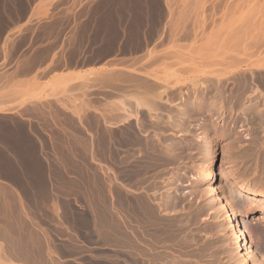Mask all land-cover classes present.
<instances>
[{"label": "rangeland", "instance_id": "1", "mask_svg": "<svg viewBox=\"0 0 264 264\" xmlns=\"http://www.w3.org/2000/svg\"><path fill=\"white\" fill-rule=\"evenodd\" d=\"M105 14H112L114 18L104 17ZM136 18L140 21L137 22ZM202 19L204 25L201 23ZM195 20L200 23V27L202 25V29L197 23L195 24ZM22 23L29 24L28 30H24L26 26L21 25ZM140 23L142 27L139 26ZM194 25L197 28L193 27ZM44 27L49 30L50 37L44 40L35 39L38 29ZM217 29L222 32L215 34ZM134 31L137 32L136 36L133 34ZM213 33L214 36L219 34L214 39L220 37L219 41H216L219 45L223 43L225 45L227 41L225 46L229 45V49L239 46L236 50L238 49V56L242 54L239 56L242 58L239 59L242 64L239 61L240 64H235L236 67L232 63L230 64L233 66L227 63L230 68L227 69L226 66V70L224 69L226 63L222 67L206 65V71L212 72L215 69L217 74H224L227 71L226 76L248 72L247 75L252 73L250 75L255 77V80L258 75L264 73V0H0V71L8 66L11 67L7 70L12 67L17 68L14 79L11 76L2 78L0 75V96L3 88H32L33 93L23 95L18 103H28V107L36 108L31 111L14 110L13 105L6 106L0 103V118H34L41 124L38 130L42 133L43 139L48 136L51 124H61L67 132L61 149L84 153V158L77 160V163L70 158L64 160L69 181L63 186L68 192L62 198L68 206L18 207L11 201L0 200V233L5 236L0 238V247H2L0 252L3 253V255L0 253L1 264H240L239 248L231 233L228 217L224 218L226 215L224 213L220 219L217 218L216 213L211 212L209 194L213 187H220L223 201L231 197L233 201L230 202L239 215L242 212L250 214L246 218V226L249 229L247 242L252 248L250 254L255 261L254 264H264L258 261L259 258L256 256L258 246L259 249L264 246V201L254 202L234 187V181H238L251 191L264 195V124H262L264 120L249 121L250 118H246L247 120L244 121V117L241 118L239 112L234 110L235 112L229 113L227 109L222 114L213 110L218 115L214 113H206L205 116L201 113L192 115L193 117L186 122V131L181 129L182 132L179 130L178 133H176L177 129L165 128L166 125L160 126L163 124L154 122L151 125H155L153 128L148 125L147 130L144 127L142 131L143 134H148V137L144 134L146 136L144 138L141 131L139 132L141 140L148 141L150 138L149 143L143 145L139 141L136 142L137 145L129 146L128 150V147L124 149L113 140L115 138L112 134L119 130V124L116 130L114 129L116 124L113 127L100 121L101 126L94 122L97 121V118L94 119L95 115H98L95 110L115 102L117 99L115 95L118 93L119 97L122 93H129V90L139 84H141L139 88L144 87L145 81L151 83V86L159 92L163 89L168 90L166 97L171 96L172 93L176 94L172 88L177 89L179 83H174V78H170L172 80H168L169 83L161 82L162 80L158 78L159 76L163 78L165 73L162 66L164 59L168 61L165 64L170 65L166 72L172 70L171 72L180 74L186 81L180 84L178 92L188 91L186 86L188 80L208 77L193 73L191 68L186 70V67H182L184 68L182 70L180 65L174 62L176 57L178 58L174 54L176 50H184L185 55L182 53L184 59L194 57L195 55L190 53L193 42L191 40L196 38L197 43L194 42L198 45L206 38L210 39ZM26 34H31V39H24ZM234 35L237 36L238 43H235ZM231 39L234 40L231 42ZM211 40L214 41L212 37ZM228 40L234 43L230 44ZM43 42L46 45L40 46ZM217 43L214 41L216 47L219 46ZM214 44L209 46L211 48H204L205 53L217 54L211 50L212 46L215 47ZM229 49L227 52L234 54ZM150 52L155 53L149 55ZM227 58L231 59L229 56ZM227 58H224L225 61H228ZM26 59H31L33 62H24ZM59 59L64 60L61 65L65 68L61 70L62 72L54 74L49 80L41 81L43 77L39 76L38 68L49 60L53 63ZM243 59L246 62L242 61ZM76 60L78 62H75ZM256 60L258 63L260 60L263 63L254 67L253 62L257 63ZM249 63L252 66H248ZM99 76L103 79L110 76L108 77L110 79L102 82ZM255 80L252 82L254 86L252 83L251 86L255 89L259 87L258 89L261 90L262 85L258 86V80ZM117 83L118 90L121 87L123 90L126 89V92L123 90L118 92ZM72 84L77 93H72L73 87L70 86ZM46 88H51L54 92L61 89L62 93H66L64 95L66 100H58L62 107H65L66 103H80L85 108L50 110L49 105L42 104L45 97L38 94ZM92 88L98 90L99 98L93 100L88 98L90 93L87 92ZM173 98L172 103H177L178 96ZM70 124H77L82 130V135L77 136V142L73 141L75 137L70 133ZM97 125L100 126L99 129ZM160 127H163L162 130ZM102 130L103 132L105 130L104 135L103 132L101 133ZM107 130H114L109 132L113 139H110ZM159 130L162 134H166H160ZM155 135L156 138L159 137L158 141L154 138ZM105 141L110 142V147L107 149L103 146ZM168 142L172 145H167ZM162 144L165 147H162ZM115 145L117 146L112 147ZM102 146L104 149H101ZM154 146L156 147L153 148ZM149 148H152L154 153ZM40 149L49 148L41 142ZM109 150L111 153L117 150L116 155H111ZM121 150L124 152L122 153ZM137 151L141 153L138 154ZM169 152L172 158H169L171 157ZM132 155L134 158L138 157L134 159ZM115 157L116 163L119 162L118 165L113 161ZM124 158L127 159L129 168L125 161L122 162ZM139 158L145 162L139 163ZM146 158H149V161ZM150 159L155 163L152 164ZM142 164L145 166L142 167ZM1 170L2 167L0 172ZM210 171L213 172V179L208 174ZM229 172L233 173V177ZM75 173L82 176V182L80 179L76 183L70 181ZM121 192L125 193L124 196ZM118 195L121 197L118 198ZM11 203L15 207H9ZM115 218L118 224L121 222L120 225L123 226L116 227L118 224ZM111 223H114V227ZM136 226H139L138 229ZM113 228L115 230L117 228V232L120 231L117 239H114ZM4 230L8 234L12 232L10 234L12 239ZM15 235L18 240L13 238ZM3 240L5 244L1 242ZM6 241H9L8 245ZM14 243L19 245L20 250L17 251ZM6 252L14 253L8 255ZM14 255L23 257L16 259ZM9 257L12 259L9 260Z\"/></svg>", "mask_w": 264, "mask_h": 264}, {"label": "bare ground", "instance_id": "2", "mask_svg": "<svg viewBox=\"0 0 264 264\" xmlns=\"http://www.w3.org/2000/svg\"><path fill=\"white\" fill-rule=\"evenodd\" d=\"M148 4V3H147ZM149 5V4H148ZM193 5V4H192ZM144 12V11H143ZM162 14V13H161ZM106 15V14H105ZM104 15V17H110V19H112V18H114V15H112V14H108V15H106L105 16ZM137 16V15H136ZM135 16V17H136ZM141 16V15H140ZM140 16H139V18H140ZM102 17V16H101ZM104 17H102V18H104ZM116 18V17H115ZM138 18V19H139ZM137 19V18H136ZM138 19L136 20L137 22H139L138 21ZM140 19H143V18H140ZM198 20V19H197ZM142 21V20H141ZM203 19H202V22L201 23H203ZM134 22H135V19H134ZM133 22V23H134ZM136 22V23H137ZM143 22H144V20H143ZM197 23V21L195 20V24ZM141 24L142 23H140V25L139 26H141ZM144 24V23H143ZM198 24V25H197ZM196 25L198 26V27H200L199 26V24L200 23H197ZM116 25V24H115ZM134 25H135V23H134ZM196 25H194L193 27H195ZM202 25H204V23L202 24ZM202 25H201V27H202ZM137 27H138V24L136 25ZM155 26V25H154ZM197 26H196V28H197ZM135 27V26H134ZM142 27V26H141ZM200 27V28H201ZM136 28V27H135ZM137 29V28H136ZM202 29V28H201ZM219 29H222V28H219ZM153 30V29H152ZM193 31H197L196 29L194 30V29H192ZM200 29L198 28V31H199ZM216 32H215V34L218 32H222V30H220V31H218V29L217 30H215ZM120 33V32H119ZM175 33V32H174ZM194 33V32H193ZM134 36H136L137 35V32L136 31H134ZM196 34H197V32H196ZM195 35V34H194ZM193 35V36H194ZM218 35L219 34H217V35H215V36H217L218 37ZM221 35V34H220ZM172 36V35H171ZM198 36V35H197ZM197 36H194V37H197ZM215 36H214V33H213V36H211L212 37V39L214 40L215 39ZM234 36H236V35H234ZM211 37H210V39H207L206 38V40L203 42V43H198V45H196L195 44V42L197 41L196 40V38L194 39V40H191V41H195L194 43L192 42V44H191V46H190V48H192L191 49V54L193 53V55H195L194 57H191L190 59H184L183 58V54H184V50L182 49V46H181V44H180V48L183 50V51H181V50H176V52H175V54L172 52V50H171V52H172V55L174 54V55H177L178 56V58L176 57V60L174 61V62H176V64L179 66V67H186L185 69L187 70V69H190L191 68V70L193 71V73L195 72V74L197 73L198 75L200 74V75H208V77H201V79H191V80H188L187 81V87H188V91L186 92V91H184V92H181V91H177L178 89H180V84L182 85V83H184V82H186V81H184L183 79H182V77L180 76V74H177L176 72H166L167 71V68H168V66H170V65H166L165 64V62H168V61H165V59H164V61H163V63H162V66H163V71L165 72V73H163V75H161V76H163V78H161L160 76L158 77L159 78V80L161 79L162 81L161 82H168L169 83V81L168 80H172V79H170V78H174V80H173V82L175 83H179V87L177 88V89H174V88H176V87H174V88H172V91H176L175 93L176 94H171V96H168V97H166V94L168 95V93H167V91H166V89H163L162 91H160L159 92V90H157L156 88H153L154 86H151V83H147V81H145L146 83L144 84L143 82V84L145 85H143L144 87H142V88H139V86L141 85V84H139V85H137V87L139 88V89H137V87L136 88H133V89H131V90H129L128 92L129 93H127L125 90H123L121 87L119 88V90H123V92L125 91L126 93H122V94H120V96L118 97V95H119V93L117 94V95H115V97L117 98L116 100H115V102L113 101L112 103H110V104H106V105H103V107H101V108H99V109H97V110H95L96 111V113L98 114V115H95V118L94 119H96L97 121H94L95 123L97 122V124L98 125H101L100 123L102 122V124L104 123H107V125H115L116 127H114V129H116L117 130V128H118V126L120 127L119 128V130L118 131H115V134L113 133L112 135H114L113 136V138H115V139H113L112 138V136H111V134L109 133L110 131H108V133L110 134V136H111V138L110 139H113L114 141H117L118 143H119V146L120 145H122L123 146V148L125 149V147L127 148V150L128 149H130L129 148V146L130 147H132V145L133 144H136V142L137 143H139V141L143 144V145H145V143H147L148 141H150V138H148L149 140L147 141L146 139L145 140H141V138L139 137L140 136V131H141V133H142V131L145 129L144 127H146V130H147V126L149 125V126H151V125H153L154 124V122L155 123H161V124H163V125H160V126H165V128L167 127V128H170V129H177V132L176 133H178V131L179 130H181V129H186L185 127L187 126L186 125V122L189 120V118H192L194 115L196 116V115H198V114H202V116H205L206 115V113H208V114H211V113H214L213 112V110L215 111V112H217L218 114H222L225 110H227L228 109V111H229V113L230 112H233L234 110L236 111V112H239V115L241 116V118L242 117H244V121H246L248 118H250V119H248L249 121L252 119V120H254L255 121V119L256 120H259V121H262V120H264V73H262L260 76L258 75V74H256L255 73V75H258L257 76V80H255V77L253 78V77H251V75H252V73H250L249 75H247V73L246 74H238V75H234V76H232L233 74H230V75H228V76H226V73H227V71H226V73H224V74H217L214 70V72L212 71V72H209V70L208 71H206V65H207V67H209V66H224V64L226 63V65L224 66V69L226 70V66H227V69H228V67L230 66V65H234V66H236L237 67V65H235V64H237V63H239V59H242V58H239V56H241V55H239L238 56V49L236 50V48H239V46L237 45V44H235V45H237L238 47H233V48H235V49H229V45H227V46H225L227 43L225 42V45H224V43L221 45H219L216 41L218 40L219 41V39H220V37L219 38H217L216 40H214L215 41V43H217L219 46H217L216 47V44H214V41H212L211 40ZM256 37V36H255ZM113 39V38H112ZM235 39H236V41H235V43L237 42L238 43V38H237V36L235 37ZM211 40V41H210ZM232 40H234V39H231L230 41L232 42ZM229 41V40H228ZM230 41H229V43H230ZM108 43V42H107ZM197 43V42H196ZM234 43V42H233ZM233 43H230V44H233ZM109 44V43H108ZM175 44H177V43H175ZM214 44V48H213V46H212V51L213 52H217V54H209V52L208 53H205V51H204V48H211V47H209V46H211V45H213ZM143 45V44H142ZM141 46V45H140ZM178 47H179V43H178V45H177ZM234 46V45H233ZM106 47H108V46H106ZM105 47V48H106ZM173 47H175L174 45H173ZM177 47V48H178ZM104 48V49H105ZM109 48H111V47H109ZM179 48V49H180ZM231 48H232V46H231ZM228 49L229 50H231V52H233L234 54H229L227 51H228ZM241 49V48H240ZM245 49V48H244ZM190 50V49H189ZM246 50V49H245ZM248 50V49H247ZM241 51V50H240ZM178 52V53H177ZM180 52V53H179ZM241 52H243V51H241ZM240 52V53H241ZM245 52V51H244ZM153 53H155V52H150L149 53V55L150 54H153ZM177 53V54H176ZM183 53V54H182ZM226 53H228L227 55H226ZM206 54V55H205ZM154 55V54H153ZM152 55V56H153ZM185 55V54H184ZM226 55V57H224ZM231 55V56H230ZM232 55H235V56H237V58H234V57H232ZM151 56V57H152ZM231 57V59L229 60V58H227V57ZM187 57V56H186ZM213 57H215L214 59H212ZM155 58V57H154ZM165 58V57H164ZM227 58L228 59V61H225V59ZM167 60V59H166ZM261 60H263V59H261ZM259 61L260 63L262 62V61ZM122 61V60H121ZM242 61H245V59H243ZM257 61V60H256ZM171 62V61H170ZM241 62V61H240ZM246 62V61H245ZM227 63H228V65H227ZM230 63H232V64H230ZM252 63V62H251ZM251 63H249V65L248 66H252L251 65ZM253 63H255V64H253ZM252 64H253V66L254 65H258L259 66V64L260 63H258V61H257V63L254 61ZM263 63V62H262ZM161 64V63H160ZM240 64V63H239ZM241 64H242V62H241ZM244 64V63H243ZM132 65V64H131ZM232 65V66H233ZM167 66V67H166ZM239 66V65H238ZM256 66H254V67H256ZM264 67V66H263ZM169 68H171V67H169ZM184 68H182V70H184ZM230 68V67H229ZM261 68V67H260ZM117 69V68H116ZM148 70V69H147ZM173 71H174V69H173ZM180 71V70H179ZM229 71H230V69H229ZM259 72V71H258ZM123 73V72H122ZM151 73H153V72H151ZM219 73V72H218ZM148 74H150V73H148ZM236 74V73H235ZM260 74V73H259ZM106 75V74H105ZM147 75V74H146ZM152 75V74H151ZM254 74H253V76H255ZM117 76V75H116ZM116 76H114V78L116 77ZM154 76V75H153ZM152 76V78H154L155 79V77H153ZM104 77V76H103ZM108 77H110V76H108ZM107 76H106V79L104 78H101V76H99V78L100 79H102V82H103V80L105 81H108L110 78H108ZM113 77V76H112ZM117 77H119V78H121L120 76H117ZM123 77V76H122ZM133 77V76H132ZM118 78V79H119ZM126 78V77H125ZM118 79H117V81H118ZM119 80H121V79H119ZM142 80H144V79H142ZM155 80H157V79H155ZM187 80V79H186ZM254 80L255 81H257V82H259L258 83V86L259 85H262L261 86V90H259L258 88L257 89H255V87H253L254 86V84L252 83V82H254ZM116 80H114V82H115ZM101 82V83H102ZM122 82V81H121ZM139 82H141V81H138V83ZM153 82V81H152ZM160 82V81H159ZM119 83V82H118ZM118 83H117V90H118ZM165 83V84H166ZM251 83L253 84V86H251ZM153 84V83H152ZM156 84V83H155ZM186 84V83H185ZM109 85V84H108ZM167 85V84H166ZM174 85V84H173ZM257 85V84H256ZM255 85V86H256ZM105 86V85H104ZM119 86H121L120 85V83H119ZM156 86V85H155ZM175 86V85H174ZM106 87V86H105ZM114 87H116V85H114ZM171 87H173V86H171ZM183 87V86H182ZM28 89V88H27ZM31 89V88H30ZM29 89V90H30ZM59 89V88H58ZM115 89L116 88H114V91H115ZM130 89V88H129ZM153 89H156L155 91L153 90ZM57 90V89H56ZM60 90V89H59ZM109 90V89H108ZM119 90H118V92H119ZM128 90V89H127ZM13 91H15V90H13ZM19 91V90H18ZM115 92H117V91H115ZM169 92V91H168ZM171 92V91H170ZM14 94V93H13ZM18 95H19V93H17ZM2 95V94H1ZM4 95H7V93L5 94V92H3V97H4ZM16 95V94H15ZM21 95V94H20ZM169 95H170V93H169ZM8 96L9 95H7V99H8ZM163 96H165V98L163 97ZM177 97L178 96V98H179V102L177 101V103H172V100L174 99L173 97ZM2 96H0V103H1V101H2V99H4L5 100V98H3ZM9 97H11V96H9ZM12 97H13V95H12ZM11 97V98H12ZM115 99V98H114ZM5 102V101H4ZM234 111V112H235ZM226 113H228L227 111H226ZM159 114H161L162 116H160ZM215 114V113H214ZM218 114H215V115H218ZM232 114V113H231ZM235 114V113H234ZM82 115V114H81ZM167 115V117L165 118V116ZM193 115V116H192ZM227 115H229V114H227ZM212 116V115H211ZM210 116V117H211ZM230 116V115H229ZM198 117V116H197ZM199 117H200V115H199ZM198 117V118H199ZM227 117V116H226ZM231 117V116H230ZM196 118V117H195ZM207 118V117H206ZM218 118V117H217ZM229 118V117H228ZM247 118V119H246ZM1 119V118H0ZM14 119V118H13ZM18 119V118H17ZM216 119V118H215ZM233 119V118H232ZM231 119V120H232ZM240 119V118H239ZM239 119H237V120H239ZM246 119V120H245ZM202 120V119H201ZM227 120H229V119H227ZM234 120V119H233ZM15 121V120H14ZM14 121H11V122H14ZM101 121V122H100ZM206 121V120H205ZM258 121V122H259ZM17 121H15V123H16ZM210 122V121H209ZM229 122H230V120H229ZM235 122V121H234ZM257 122V121H256ZM263 122V121H262ZM262 122H260V123H262ZM227 123H228V121H227ZM236 123V122H235ZM5 124V123H4ZM7 124H9V123H7ZM19 124V123H18ZM119 124V125H118ZM213 124V123H212ZM214 124H215V122H214ZM220 124V123H219ZM256 124V123H255ZM257 124H259V123H257ZM262 124H264V122L262 123ZM261 124V125H262ZM11 125V124H10ZM13 125V124H12ZM20 125H22V123L20 124ZM97 125V126H98ZM106 125V126H107ZM118 125V126H117ZM157 125V124H156ZM260 125V126H261ZM102 126V125H101ZM155 126V125H154ZM154 126H151L152 128L154 127ZM159 126V125H158ZM208 126V125H207ZM227 126V125H226ZM259 126V127H260ZM150 127V128H151ZM224 127V126H223ZM21 128V127H20ZM19 128V129H20ZM100 128V126H98V129ZM156 128V127H155ZM162 128L163 127H160V129L162 130ZM188 128V127H187ZM206 128V127H205ZM226 128V127H225ZM224 128V129H225ZM2 128H0V130H1ZM24 129V128H23ZM102 129V128H101ZM149 129V128H148ZM13 130V129H12ZM18 130V129H17ZM150 130V129H149ZM168 130V129H167ZM166 130V131H167ZM205 130V129H204ZM209 130V129H208ZM221 130V129H220ZM19 131V130H18ZM21 131H23V130H21ZM97 131H99V130H97ZM114 131V130H113ZM113 131H111V132H113ZM152 131V130H151ZM156 132H157V130H155ZM160 131V130H159ZM165 131V132H166ZM186 131V130H185ZM12 132V131H11ZM103 132V130L101 131V133ZM104 132H105V130H104ZM104 132H103V135H104ZM144 132H147V131H144ZM150 132V131H149ZM161 132V131H160ZM164 132V133H165ZM169 132H170V130H169ZM181 132H182V130H181ZM187 132H188V130H187ZM17 133V132H16ZM25 133H26V131H25ZM96 133V132H95ZM148 133V132H147ZM1 134V133H0ZM145 135H146V133H144ZM143 133H142V135H143V137L145 136ZM153 134H155V133H153ZM159 134V133H158ZM160 134H162V132L160 133ZM159 134V135H160ZM166 134V133H165ZM165 134H162V135H165ZM168 134V133H167ZM207 134V132L205 131V135ZM214 134V133H213ZM7 135H9V134H7ZM16 135V134H15ZM14 135V136H15ZM141 135V136H142ZM148 135V134H147ZM146 135V136H147ZM156 135H157V133H156ZM156 135H155V137L154 138H156ZM21 137H22V135H20ZM145 136V137H146ZM153 136V135H152ZM161 136V135H160ZM167 136V135H166ZM165 136V137H166ZM204 136V135H203ZM6 137V136H5ZM4 137V138H5ZM17 137H18V135H17ZM17 137H15V138H17ZM144 137V138H145ZM148 137V136H147ZM150 137V136H149ZM8 138H9V136H8ZM157 138H159V137H157ZM157 138H156V140H157ZM161 138V137H160ZM163 138V137H162ZM161 138V139H162ZM170 138V137H169ZM207 138V137H206ZM106 139V138H105ZM110 139H109V141H110ZM167 139H168V137H167ZM205 139V138H204ZM16 140H18V139H16ZM107 140V139H106ZM113 140H111V141H113ZM153 140V139H152ZM152 140H151V142H152ZM171 140V139H170ZM172 140H175V139H172ZM11 141V140H10ZM19 141H20V139H19ZM108 141V140H107ZM158 141V140H157ZM159 141H161V140H159ZM163 142H164V140H163ZM162 142V143H163ZM4 143V142H3ZM12 143V142H11ZM15 143V142H14ZM101 143V142H100ZM99 143V144H100ZM109 143L110 142H104L103 144V146L105 147V149H107V148H109L110 147V145H109ZM115 143V142H114ZM114 143H111V144H114ZM149 143V142H148ZM171 143H172V141H171ZM171 143H169L168 142V144L167 145H169V144H171ZM175 143H177V141H175ZM98 144V143H97ZM153 144H155V141H154V143ZM152 144V145H153ZM159 144V143H158ZM158 144H156V145H158ZM164 144H165V142H164ZM164 144H162V147H165L164 146ZM174 144V143H173ZM260 144V143H259ZM258 144V145H259ZM262 144V143H261ZM9 145V144H8ZM12 145V144H11ZM137 145V144H136ZM141 145V144H140ZM139 144H138V146H140ZM147 145V144H146ZM149 145V144H148ZM152 145H150V146H152ZM167 145H166V149L168 148L167 147ZM172 145V144H171ZM177 145V144H176ZM103 146L101 147V149L103 148ZM117 145H115V146H112V147H116ZM135 146V145H134ZM133 146V148H135ZM257 146V145H256ZM255 146V147H256ZM141 147H142V145H141ZM156 146H154L153 148H155ZM197 147V146H196ZM93 148V147H92ZM145 148H147V147H145ZM144 148V149H145ZM158 148V147H157ZM156 148V149H157ZM170 148H171V146H170ZM204 148V147H203ZM104 149V148H103ZM112 149V148H111ZM121 149V148H120ZM124 149H122V150H124ZM139 149H140V147H139ZM150 149V148H149ZM149 149H148V151H149ZM165 149V148H164ZM175 149H176V147H175ZM256 149V148H255ZM118 150H119V148H118ZM121 150V151H122ZM135 150V149H134ZM142 150V149H141ZM150 150H152V148L150 149ZM158 150V149H157ZM157 150H155V151H157ZM171 150H173V149H171ZM196 150V149H195ZM97 151V150H96ZM103 151V150H102ZM110 151V150H109ZM133 151V150H132ZM147 151V150H146ZM105 152H106V150H105ZM116 153H117V150L115 151ZM115 152H112L111 153V151H110V153H111V155H113V156H115L116 155V153ZM124 151H122V153H123ZM129 152H130V150H129ZM136 152V151H135ZM138 152V151H137ZM166 152V151H165ZM168 152V151H167ZM166 152V153H167ZM256 152V151H255ZM92 153V152H91ZM100 153V152H99ZM109 153V152H108ZM120 153V152H119ZM141 153V151H139L138 152V154H140ZM143 153H144V151H143ZM152 153H154V150H152ZM156 153V152H155ZM101 154H102V152H101ZM126 154H128V151H127V153ZM132 154H134V152L132 153ZM137 154V153H136ZM137 154V155H138ZM146 154V153H145ZM144 154V155H145ZM158 154V153H157ZM156 154V156L158 157L159 155H157ZM162 154V153H161ZM169 154V156H171L170 154V152L168 153ZM172 154H174V153H172ZM103 155H105V154H103ZM102 155V156H103ZM106 155H107V152H106ZM120 155V154H119ZM122 155V154H121ZM151 155V154H150ZM175 155V154H174ZM110 156V155H109ZM118 156V155H117ZM116 156V157H117ZM127 156V155H126ZM146 156V155H145ZM144 156V157H145ZM165 156H167V155H165ZM168 156V157H169ZM103 157H105V156H103ZM116 157H115V159H113V158H111V159H113V161L115 162V164H117L116 163ZM119 157V156H118ZM121 157V156H120ZM119 157V158H120ZM129 157H131V156H129ZM132 157H133V155H132ZM138 157V156H137ZM136 157V158H137ZM139 157H140V155H139ZM142 157V156H141ZM147 157V156H146ZM149 157V156H148ZM151 157V156H150ZM154 157V156H153ZM173 157H175V156H173ZM75 158V157H74ZM110 158V157H109ZM118 158V159H119ZM126 158V157H125ZM125 158H124V160L122 161V159H121V161L122 162H126V160H125ZM134 158V157H133ZM136 158H134V159H136ZM159 158V157H158ZM161 158V157H160ZM163 158V157H162ZM167 158V157H166ZM165 158V159H166ZM169 158H172V156L171 157H169ZM140 159V158H139ZM142 159H143V157H142ZM142 159H140V161H139V163L140 162H142L141 160ZM145 159V158H144ZM146 159H148V161H149V158H146ZM154 159V158H153ZM153 159H150V162H151V160H153ZM129 160H131V158H129ZM156 160V159H155ZM161 160V159H160ZM164 159H162V161H163ZM2 161V160H1ZM0 161V162H1ZM118 161H120V160H118ZM132 161H133V159H132ZM138 161V160H137ZM148 161H146V162H148ZM154 161V160H153ZM158 161V160H157ZM165 161V160H164ZM168 161V160H167ZM172 161V160H171ZM113 162V163H114ZM124 162V163H125ZM134 162H136V160L134 161ZM143 162H145V161H143ZM142 162V163H143ZM166 162V161H165ZM170 162V161H169ZM127 163H128V161L126 162V165H127ZM152 163V162H151ZM155 163V162H154ZM154 163H152V164H154ZM11 164V163H10ZM114 164V165H115ZM118 164H119V162H118ZM117 164V165H118ZM123 164V163H122ZM132 164H134V165H137V164H135V163H132ZM147 164V163H146ZM151 164V165H152ZM160 164V163H159ZM162 164V163H161ZM163 164H164V162H163ZM8 166H9V164H7ZM120 165H121V163H120ZM124 165V164H123ZM129 165H130V163H129ZM133 165V166H134ZM6 166V165H5ZM128 166V165H127ZM145 166V165H144ZM143 166V164H142V167H144ZM155 166V165H154ZM7 167V166H6ZM122 167V166H121ZM126 167V166H125ZM124 167V168H125ZM130 166H128L127 168H129ZM137 167V166H136ZM135 167V168H136ZM164 167V166H163ZM10 168V167H9ZM133 168V167H132ZM6 169V168H5ZM124 170H126V169H124ZM212 171V170H211ZM211 171L208 173V174H210L211 175V179H213V172L211 173ZM230 173V172H229ZM230 176H232L233 177V173H230L229 174ZM113 185V184H112ZM234 187L236 188V190L237 191H239V192H241L242 194H244V195H246L249 199H251V200H253L254 202H262V201H264V195L263 194H261V193H256V192H253V191H251L248 187H246L243 183H241V182H238V181H234ZM212 188V187H211ZM211 191H210V194H209V196H210V202H211V212H213L214 214L216 213V215L218 216L217 218H220L221 219V217L223 216V214L225 213L226 215H224V218H225V216H227L228 217V222H229V225H230V228L232 229V234L234 235V238H235V240H236V244L238 245V251H239V255H238V257L240 258V264H254L253 263V258H252V256H251V254H250V252H252V248H251V245L250 244H248V242H247V236H248V233H249V229L247 228V226H246V218H247V216L249 217V213H243L242 212V214L241 215H239L236 211L237 210H235V208H234V205H232L231 204V202H230V200L231 201H233L232 199H231V197H229L230 199H228L227 201H223V199L224 198H222V191H221V189H220V187H213L212 189H210ZM238 192V193H239ZM121 194H122V192H121ZM120 194V195H121ZM123 194H125L124 192H123ZM122 194V195H123ZM120 195H118V198H119V196ZM7 196V195H6ZM124 196V195H123ZM10 197V196H9ZM121 197V196H120ZM223 197H225V196H223ZM227 197V198H228ZM145 198V197H144ZM226 198V197H225ZM12 199V198H11ZM11 199H9V200H11ZM117 199V198H116ZM123 199V198H122ZM124 200H126V199H124ZM12 201V200H11ZM121 201H123V200H121ZM127 201V200H126ZM106 202V201H105ZM14 203V202H13ZM114 203V202H113ZM112 203V204H113ZM8 204H9V202H8ZM16 204V203H15ZM124 204H125V202H124ZM126 204H127V202H126ZM67 205V204H66ZM161 205V204H160ZM236 205L237 204H235V207H236ZM9 207L10 206H14L15 207V205H13L12 203H11V205H8ZM17 206V205H16ZM68 206V205H67ZM127 206V205H126ZM168 206V205H167ZM19 207V206H18ZM128 207V206H127ZM166 207V206H165ZM12 208V207H11ZM116 208H118V207H116ZM5 209V208H4ZM236 209H237V207H236ZM126 210V209H125ZM10 211V210H9ZM13 211V210H12ZM129 211H131V209H129ZM4 212V211H3ZM14 212V211H13ZM117 212H119V211H116V213ZM128 212V211H127ZM133 213V212H132ZM239 216H240V218H239ZM119 217V216H118ZM114 218V217H113ZM109 219V218H108ZM125 219V218H124ZM115 220H116V218H115ZM148 220V219H147ZM114 221V220H113ZM112 221V222H113ZM117 221V220H116ZM115 221V222H116ZM130 221V220H129ZM144 221H146V220H144ZM149 221V220H148ZM114 222V223H115ZM126 222V221H125ZM133 222V221H132ZM136 222V221H135ZM143 221L141 220V223H142ZM147 222V221H146ZM145 222V223H146ZM89 223V222H88ZM109 223V222H108ZM113 223V224H114ZM117 224H118V221L116 222ZM115 223V224H116ZM127 223V222H126ZM80 224V223H79ZM112 224V223H111ZM110 224V225H111ZM112 224V225H113ZM116 224V225H117ZM121 224V222L116 226V227H118V228H120L119 227V225ZM128 224H130V223H128ZM139 224V223H138ZM6 225V224H5ZM136 225V224H135ZM142 225V224H141ZM120 226H123V225H120ZM143 226V225H142ZM146 226V225H145ZM9 227V226H8ZM112 227H114V225L112 226ZM112 227H111V230H112ZM137 227V226H136ZM139 227V226H138ZM138 227H137V229H138ZM144 227V226H143ZM109 228V227H108ZM260 228V227H259ZM8 229V228H7ZM89 229V228H88ZM114 229V228H113ZM122 229H123V227H122ZM121 229V230H122ZM110 230V229H109ZM110 230V231H111ZM116 230L118 231V229L116 228ZM115 229H114V233H113V236L115 237L114 239H117L118 238V236H119V232H117ZM120 230V229H119ZM140 230V229H139ZM138 230V232H140ZM256 230V229H255ZM5 231V230H4ZM113 231V230H112ZM124 231V230H123ZM122 231V232H123ZM125 231H126V229H125ZM6 232V234H8V232L7 231H5ZM97 232V231H96ZM127 232V231H126ZM12 233V232H11ZM10 233V234H11ZM14 234H15V231L13 232ZM107 233H109V232H107ZM111 233V234H112ZM132 233V232H131ZM136 233V232H135ZM1 234V233H0ZM10 234H8V236H9V238H11V236H10ZM99 234V233H98ZM124 234V233H123ZM129 234H130V232H129ZM109 235V234H108ZM135 235V234H134ZM263 235V234H262ZM7 236V235H6ZM7 236V237H8ZM92 236V235H91ZM132 236V235H131ZM232 236V235H231ZM2 237H4L5 238V236H3V234H1L0 235V238H2ZM6 237V239L8 240V238ZM35 237V236H34ZM45 237V236H44ZM110 237V236H109ZM123 237V236H122ZM260 237V236H259ZM13 238H17L16 237V235H15V237L13 236ZM133 238V237H132ZM261 238V237H260ZM259 238V239H260ZM12 239V238H11ZM121 239V238H120ZM120 239H118V240H120ZM123 239V238H122ZM258 239V238H257ZM262 239V238H261ZM1 240V239H0ZM16 240V239H15ZM17 240H18V238H17ZM17 240H16V242H17ZM112 240H113V238H112ZM134 240V239H133ZM5 240H3V241H1V242H3L4 244H5V242H4ZM121 241V240H120ZM123 241V240H122ZM126 241V240H125ZM136 241V240H135ZM262 241H263V239H262ZM262 241H261V243H262ZM9 242V241H8ZM7 241H6V244L8 243ZM12 242V241H11ZM10 242V243H11ZM15 242V243H16ZM27 242V241H26ZM42 242V241H41ZM127 242V241H126ZM131 242V241H130ZM2 243V244H3ZM14 243V244H15ZM18 243V242H17ZM16 243V244H17ZM113 243V242H112ZM137 245H138V243L137 242H135ZM139 243H140V241H139ZM260 243V244H261ZM1 244V245H2ZM13 244V245H14ZM15 244V245H16ZM114 244H115V240H114ZM114 244H113V246H114ZM118 244V243H117ZM122 244V243H121ZM129 244V243H128ZM8 245V244H7ZM6 245V246H7ZM10 245V244H9ZM262 245V244H261ZM10 246H12V245H10ZM17 246V251H18V249L20 250V248L18 247L19 245H16ZM116 246V245H115ZM118 246H119V244H118ZM134 246V245H133ZM257 246V245H256ZM255 246V247H256ZM5 247V246H4ZM14 247V246H13ZM12 247V248H13ZM264 247V246H263ZM262 247V248H263ZM1 249H2V247H0ZM11 248V249H12ZM15 248V247H14ZM13 248V249H14ZM110 248V247H109ZM261 248V249H262ZM5 249H6V247H5ZM9 249H10V247H9ZM50 249V248H49ZM117 249H119L120 250V248H117ZM116 249V250H117ZM259 249V246H258V249H257V251H256V256H258V258H259V260L258 261H260V262H262V263H264V251H262V250H264V249ZM4 250V249H3ZM7 250V249H6ZM0 251H2V250H0ZM14 251H15V249H14ZM15 252L16 254L18 253V252ZM118 251V250H117ZM138 251H140V250H138ZM5 252V251H4ZM103 252V251H102ZM0 253H2V252H0ZM14 253V252H13ZM13 253H7L6 252V254H8V255H13ZM49 253V252H48ZM15 254V255H16ZM2 255H3V253H2ZM15 255H14V257H15ZM18 255H21V254H18ZM17 255V256H18ZM129 255V254H128ZM1 256V255H0ZM5 256V255H4ZM3 256V260H4V257ZM255 256V257H256ZM6 257H8L7 255H6ZM13 257V256H12ZM13 257V258H14ZM19 257H21V256H18V257H15L16 259L17 258H19ZM23 257V256H22ZM21 257V258H22ZM47 257V256H46ZM10 258V257H9ZM49 258V257H48ZM12 258H10L9 260H11ZM20 259V258H19ZM28 259V258H27ZM256 259H257V257H256ZM128 260V259H127ZM8 261V260H7ZM255 262V261H254ZM23 263V262H22ZM27 263H29V262H27ZM51 263V262H50ZM1 264V263H0ZM98 264V263H97ZM111 264V263H110Z\"/></svg>", "mask_w": 264, "mask_h": 264}, {"label": "crops", "instance_id": "3", "mask_svg": "<svg viewBox=\"0 0 264 264\" xmlns=\"http://www.w3.org/2000/svg\"><path fill=\"white\" fill-rule=\"evenodd\" d=\"M21 25H25L26 28L24 30H28V23H22ZM38 31L35 39L44 40L50 37L47 28H39ZM24 39H31V34L24 35ZM42 45L44 46L46 43H40V46ZM24 62L30 63L33 60L26 59ZM10 70L12 71L10 72ZM10 70L2 72L0 74L1 77L9 78L11 76L14 79L17 68L12 67ZM8 71L10 72L9 74L7 73ZM29 89L3 88L1 91L2 96L3 92H5V94L7 93L11 97L13 95V97L10 98L8 96L7 99V95H4L3 98L5 100L2 99L1 104L6 106L11 104L14 110H36V108L28 107V103H18L23 95L33 93L34 89ZM34 93L36 94V92ZM38 94L45 97L42 104L49 105L48 108L50 110H83L85 108L80 103H66L64 104L65 107H62V104L58 103L60 93L52 91L51 88H46ZM14 120L17 122L15 123ZM21 123L22 125H20ZM0 127L2 128L0 130V161L2 160L0 162V167H2L0 172V200H12L11 202H14L13 204L16 203L15 205L17 206L66 205L62 196L67 194L68 191L63 186L69 180L64 160L70 158L77 163V160L84 158V153L78 150L67 151L61 149L62 144L65 142L64 136L67 134L65 127L61 124H51L47 133L48 136L44 139L42 133L38 130L41 124L34 118H2L0 119ZM70 128L71 135L75 137L73 141L77 142V136L82 135V130L78 128L77 124H70ZM41 142L42 145L48 146L49 149H40ZM79 179L81 182L83 181L82 176L75 173L71 176L70 181L76 183ZM45 200H49V202H43Z\"/></svg>", "mask_w": 264, "mask_h": 264}, {"label": "flooded vegetation", "instance_id": "4", "mask_svg": "<svg viewBox=\"0 0 264 264\" xmlns=\"http://www.w3.org/2000/svg\"><path fill=\"white\" fill-rule=\"evenodd\" d=\"M64 62V60H55L53 63H51L50 62V60L49 61H47L41 68H38V72H39V76H41V77H43L42 79H41V81H46V80H49L54 74H56V73H59V72H62L61 70L63 69V68H65V66H63V65H61L62 63ZM75 62H78V60H76ZM11 66H8V67H6L4 70H2L1 72H0V74L2 73V72H4V71H6L8 68H10ZM55 68H61L60 70H54ZM12 70H10V72H11ZM9 71L7 72L8 74L10 73ZM6 73V74H7ZM70 86H72L73 87V89H72V93H77L75 90H74V85L72 84V85H70ZM58 93H60L59 94V99L60 100H66L65 99V92L64 93H62V90L60 89V90H58L57 91ZM97 92H98V90L96 89V88H92V89H90L87 93H90L89 94V99H97V98H99L100 96L97 94Z\"/></svg>", "mask_w": 264, "mask_h": 264}]
</instances>
